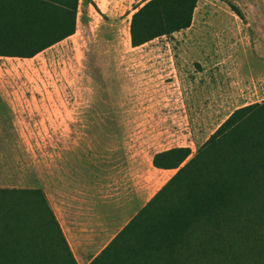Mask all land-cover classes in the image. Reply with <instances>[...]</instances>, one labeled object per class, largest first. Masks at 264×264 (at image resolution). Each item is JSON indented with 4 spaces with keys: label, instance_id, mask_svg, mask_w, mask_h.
Wrapping results in <instances>:
<instances>
[{
    "label": "rangeland",
    "instance_id": "rangeland-1",
    "mask_svg": "<svg viewBox=\"0 0 264 264\" xmlns=\"http://www.w3.org/2000/svg\"><path fill=\"white\" fill-rule=\"evenodd\" d=\"M148 1L78 0L72 35L0 56V186L46 191L74 156L100 162V191L120 212L112 227L99 220L108 239L144 183L154 195L176 172L154 167L156 152L194 154L234 110L264 100V0H196L188 27L134 47L131 19ZM196 70L207 73L183 79ZM128 195L138 200L125 214Z\"/></svg>",
    "mask_w": 264,
    "mask_h": 264
},
{
    "label": "trees",
    "instance_id": "trees-1",
    "mask_svg": "<svg viewBox=\"0 0 264 264\" xmlns=\"http://www.w3.org/2000/svg\"><path fill=\"white\" fill-rule=\"evenodd\" d=\"M78 0H0V56L32 57L75 30ZM196 0H150L132 46L180 31ZM176 172L89 264H264V100L234 110L194 154L156 152ZM0 264H78L42 188L0 186Z\"/></svg>",
    "mask_w": 264,
    "mask_h": 264
},
{
    "label": "crops",
    "instance_id": "crops-1",
    "mask_svg": "<svg viewBox=\"0 0 264 264\" xmlns=\"http://www.w3.org/2000/svg\"><path fill=\"white\" fill-rule=\"evenodd\" d=\"M205 73H207L205 70L191 71L188 72L189 78L183 77V79L185 81L191 78L197 80ZM74 159L71 174L68 172L63 179L50 180L49 189L44 191L48 195L47 198L78 264H89L118 232L108 239L107 237L112 230L109 227L106 228L99 220H108V225L112 227L116 223L115 219H117L120 212L118 211L115 214L113 193L108 192V194L103 195L100 191V185L104 181H99L103 178L98 177V172L94 167L100 168L102 164L96 161L88 162L86 161L87 157L81 154L74 156ZM88 170H95V172L89 173ZM148 194L147 196V184L144 183L139 192V201H142L138 207H136L137 196H127L128 200L124 203V213L126 214L135 207L136 210L126 223L153 196L152 193ZM102 202L107 204L105 213L98 211V205ZM100 224L101 228L98 229Z\"/></svg>",
    "mask_w": 264,
    "mask_h": 264
}]
</instances>
